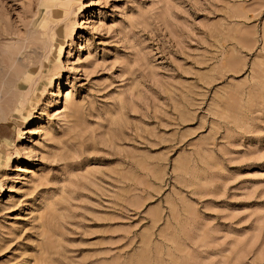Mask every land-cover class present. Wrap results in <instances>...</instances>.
<instances>
[{"label": "rangeland", "instance_id": "374dc122", "mask_svg": "<svg viewBox=\"0 0 264 264\" xmlns=\"http://www.w3.org/2000/svg\"><path fill=\"white\" fill-rule=\"evenodd\" d=\"M1 116L0 264H264V0H0Z\"/></svg>", "mask_w": 264, "mask_h": 264}, {"label": "bare ground", "instance_id": "6f19581e", "mask_svg": "<svg viewBox=\"0 0 264 264\" xmlns=\"http://www.w3.org/2000/svg\"><path fill=\"white\" fill-rule=\"evenodd\" d=\"M22 105V104H21ZM3 116H1L0 118H2Z\"/></svg>", "mask_w": 264, "mask_h": 264}]
</instances>
